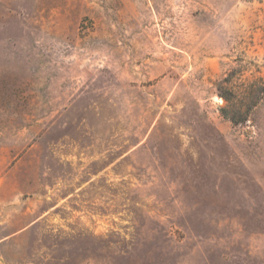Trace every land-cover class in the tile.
Here are the masks:
<instances>
[{
  "label": "rangeland",
  "instance_id": "rangeland-1",
  "mask_svg": "<svg viewBox=\"0 0 264 264\" xmlns=\"http://www.w3.org/2000/svg\"><path fill=\"white\" fill-rule=\"evenodd\" d=\"M0 264H264V0H0Z\"/></svg>",
  "mask_w": 264,
  "mask_h": 264
},
{
  "label": "trees",
  "instance_id": "trees-1",
  "mask_svg": "<svg viewBox=\"0 0 264 264\" xmlns=\"http://www.w3.org/2000/svg\"><path fill=\"white\" fill-rule=\"evenodd\" d=\"M226 101H229L230 100V97L226 94H223L222 95ZM257 103V100L256 99H251L250 102H248V109L251 108L252 106H255V104ZM222 113L225 117H230L231 120L233 121H243L245 119H247L246 117L247 116H241V112L240 113H233L230 115V112H229V109L225 106L222 108Z\"/></svg>",
  "mask_w": 264,
  "mask_h": 264
}]
</instances>
